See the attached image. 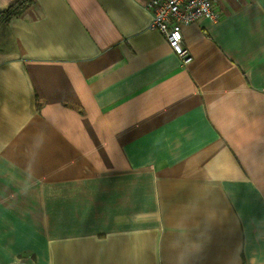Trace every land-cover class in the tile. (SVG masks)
Instances as JSON below:
<instances>
[{"label": "crops", "instance_id": "crops-1", "mask_svg": "<svg viewBox=\"0 0 264 264\" xmlns=\"http://www.w3.org/2000/svg\"><path fill=\"white\" fill-rule=\"evenodd\" d=\"M148 1L0 25V264H264V0L181 26L186 66Z\"/></svg>", "mask_w": 264, "mask_h": 264}, {"label": "built area", "instance_id": "built-area-1", "mask_svg": "<svg viewBox=\"0 0 264 264\" xmlns=\"http://www.w3.org/2000/svg\"><path fill=\"white\" fill-rule=\"evenodd\" d=\"M228 0H150L145 9L150 15L149 29L160 33L170 52L186 66L191 56L181 38V26L203 19L216 21V7Z\"/></svg>", "mask_w": 264, "mask_h": 264}, {"label": "trees", "instance_id": "trees-1", "mask_svg": "<svg viewBox=\"0 0 264 264\" xmlns=\"http://www.w3.org/2000/svg\"><path fill=\"white\" fill-rule=\"evenodd\" d=\"M32 0H19L15 2L12 6L8 7L7 10L0 12V25L6 23L8 19L13 16L18 15L28 5Z\"/></svg>", "mask_w": 264, "mask_h": 264}]
</instances>
